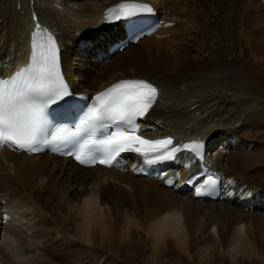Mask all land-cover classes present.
Here are the masks:
<instances>
[{"label": "bare ground", "instance_id": "bare-ground-1", "mask_svg": "<svg viewBox=\"0 0 264 264\" xmlns=\"http://www.w3.org/2000/svg\"><path fill=\"white\" fill-rule=\"evenodd\" d=\"M63 1L64 11L54 8L38 13L29 4L11 9L8 0H0V75L7 78L27 62L33 24L41 22L56 31L52 30L59 39L64 79L68 84L74 80L80 83L77 90L71 88L74 92L92 94L124 78L151 81L158 86V97L146 117L139 119V134L150 138L172 135L174 144L201 140L202 158L195 159L192 153L182 150L178 153L180 159L171 164L170 161L158 162L159 166L151 168L146 176L139 170L150 164L125 154L122 158L128 156L126 166L134 172L130 176L116 171L121 157L111 168L98 165L86 168L52 154L27 155L13 146L0 147V155L5 151V157H0V264H121V261L126 264H264L263 213L247 215L248 210H241L237 221L234 220L223 235L216 232L214 226L206 231L205 224L201 226L205 230L198 233L195 230L198 223L194 225L200 215L211 224L226 210L229 213L236 209L222 203L227 199L229 204L233 203L228 194L238 190L243 182L249 184L241 173L246 166L242 161L252 155L249 150L253 146L254 129L261 127L259 119L263 121L260 111L241 108L254 101L259 105L261 101L244 98L239 100V108L234 103L228 108L230 100L222 91L207 89L205 96L199 99L200 94L194 95L197 92L194 87L188 86L186 91L182 88L192 79L200 86L205 83L203 79L220 84L218 79L226 76L223 70L229 69L222 66L214 67L219 74L212 76L211 71L196 80V75L176 73L171 67L164 72L149 70V59L144 56L156 47L161 50L164 43L158 41L157 36L174 29L165 28L167 17L162 14L161 0H136L152 3L154 14L160 10L161 25L120 53L111 54L110 58L107 45L123 34V28L119 23L103 21L102 14L108 6L124 0H93V6L84 3L76 8L69 5L80 0ZM233 1L240 4L250 0ZM170 12L177 13L174 6ZM70 13L79 15L76 24H83L84 29L80 28L82 31L77 36L75 33L80 29L67 22L68 17L74 16ZM170 19L175 23V17ZM87 27L89 30H85ZM86 38L93 46L105 50L104 56L109 58L105 63L102 60L99 65L93 59V46L87 51L90 58H80L76 51ZM172 38L166 40L180 42V38ZM212 39L210 36L205 45L207 55L213 53L209 46ZM154 40L155 48L151 46ZM143 41L149 44L146 50L136 49ZM232 44L240 53L237 40ZM130 51L132 56H122ZM138 61L146 64L142 71L114 69L124 63L133 67L131 65ZM177 63L180 65L179 60ZM168 91L173 92L169 95L170 103H166ZM231 131H236L237 135L232 136ZM258 149L254 151L260 156ZM201 166L220 178L217 200L194 196V186L203 182L197 175ZM167 176L178 180L177 189L165 183ZM175 190L177 193L173 192ZM235 193L246 205L248 202L249 207L253 204L264 210L260 198ZM235 206L245 207L239 203Z\"/></svg>", "mask_w": 264, "mask_h": 264}, {"label": "rangeland", "instance_id": "rangeland-1", "mask_svg": "<svg viewBox=\"0 0 264 264\" xmlns=\"http://www.w3.org/2000/svg\"><path fill=\"white\" fill-rule=\"evenodd\" d=\"M8 1L11 9H14L15 7L19 8L21 7V4H29V6L38 13H44L46 9L54 10V8L58 9L59 11H64L66 8V6L61 4V2H64L63 0L61 2L60 0ZM235 1L241 2L242 0ZM159 2L162 8V14L167 17L165 27L166 30H169V28L170 30L172 28L174 29L172 32L170 31L167 33L166 31L162 33L161 36H157L156 39L164 43V46L161 48V50L160 48L156 47L157 51L153 49V51L144 56L149 59V70L156 69L158 71L164 72L168 67H171L176 71V73H188L196 75V78L194 79L196 80L203 79V75L211 71L212 72L210 74L212 76L219 74L218 71L214 70V67L222 66L229 69L223 70L226 73V76L221 77L220 80L218 79L217 82H220V84L214 82L208 83V81H205L206 79H203L205 83H202L200 86L198 84H194L198 81H193L192 79L191 82L186 83V85L182 88L186 91L188 86L194 87L193 89L197 91L194 93V95L198 96L200 94V96H198L199 99L205 96V91L207 89H214L216 92L222 91V93L225 94L226 99L229 98L230 100L226 105L228 108L233 106V103L239 108V100H243L244 98H253L261 101V104L259 105L254 101L250 105H247V107L244 106L241 108L244 111H248V109L251 111H260V118H262L263 121L259 119V123H262L261 127H255L254 129L252 139L253 146L249 150V152H252V155H247V158L245 157L243 160L244 162L242 161V164H245L246 166L244 165L245 168L241 170V173L244 176V179H248L247 181L249 184L243 182L238 190H232L228 194V196L231 195L229 197L233 203L229 204L228 199L224 200L222 203V206H230V209H236L229 210V213L228 210H226L223 214L215 217L211 224L206 222L205 216L200 215L198 216L199 219L197 218V221L194 224L196 225L198 223L197 229H195L198 233L205 230V228H201V226L205 224L206 231L212 229L214 226L216 232H219L223 235L228 230L230 224L237 221V218L239 215H241L239 213H242L241 210H248L249 212L246 213L247 215H254L256 213L264 214L263 209L255 208L253 207V204L252 207H249V203L247 202L246 205L242 198L235 193L239 191L243 194H251L254 197L260 198L261 201L264 202V0L243 1V3L240 4L234 3L233 0H212L211 2L206 0H161ZM84 3H88L91 6L95 5L93 0H80V2H73V4H70L69 7L76 8L78 7V4ZM173 6L175 7L177 13L170 12L173 10ZM199 6H201V8ZM71 14L74 16L70 17V19L68 17V21L67 19L66 21L68 23H72L73 26L79 29H84L82 27V23H75L77 17L79 18V15L70 13V15ZM157 14L158 17L161 16L160 10ZM37 17H39L38 14ZM172 17L176 18L175 23L170 19ZM39 18L40 20L42 19L41 17ZM78 21L81 22V20ZM81 29L76 31L75 36L80 34V31H82ZM85 30H89V27L85 28ZM172 34L175 35L173 38L169 36ZM210 36L213 39L209 46L211 47V51H213V53L211 55H207L208 51L205 50V48H208V46L205 47V45H207L208 38ZM170 38H180V42L171 43V41L166 40ZM203 39H205V41H202ZM236 40L240 45V53L232 44ZM151 43V46L155 48V40ZM92 46L93 45L90 40L86 38L85 42L79 47L80 50L79 48H76V50H79L76 52L79 53L80 58H83V56L86 57V59L90 58L91 55H89L87 51ZM148 46V42L143 41L136 49L142 51L146 50ZM98 48L99 47L96 45L91 49L93 59L100 65L102 64V60L103 63H105L111 57V55L108 56L109 58L107 56L102 57L104 56L105 50ZM121 51L116 52V54L120 53ZM131 52L132 51L125 53L122 56L124 58H128L133 55ZM72 56L75 55L73 54ZM177 60L180 61V65H178ZM114 62H117V59ZM163 63H165L166 66ZM131 66L133 67H129L125 63L123 66L122 64H118L114 67V69H138V71H142L145 69L144 67L146 64H141L138 61ZM199 68L200 70H198ZM196 71L198 73H196ZM71 83L75 90L79 88L80 83L76 84L75 80L73 82L71 81ZM230 85H232V88L229 87ZM172 93L173 92L168 91L166 103L171 102L172 98H169V95H173ZM204 118H206V116H203V119ZM235 134L237 135L236 131H231L232 136H235ZM257 148H259V152L261 150L260 156H257V151H254V149ZM2 156L5 157V151L4 154L2 153L0 155V157ZM120 161V166L118 165L116 171L120 173L124 172L125 174L132 176L134 173L131 172L132 168H127L126 166V163L128 162V156L122 158ZM108 182H110V179ZM253 184H257L258 187L252 186ZM249 185L252 187H248ZM173 192L177 193V190ZM234 202L246 206H235ZM141 207L142 204L139 205V208ZM201 229L203 230L200 231ZM146 246H148V242L145 243V247ZM121 264H126V262L121 261Z\"/></svg>", "mask_w": 264, "mask_h": 264}, {"label": "snow or ice", "instance_id": "snow-or-ice-1", "mask_svg": "<svg viewBox=\"0 0 264 264\" xmlns=\"http://www.w3.org/2000/svg\"><path fill=\"white\" fill-rule=\"evenodd\" d=\"M143 11L151 13L153 9L147 4H120L107 10L105 22L132 24L134 17ZM108 12L116 19L108 20ZM36 35L33 32L27 62L7 78L0 75V146L37 151L40 143H58L74 149L65 154L74 156L81 164L88 163L89 159L95 162L92 151L99 150L105 157L99 163L106 166H112L122 153L129 152L143 157L147 163L178 160L182 150L201 155L199 141L174 144L170 137L146 139L137 134L138 119L146 117L158 96V89L145 79L118 81L90 98L93 104L85 112L73 99L60 72L55 38L49 35L38 52ZM53 105L56 109L66 108L74 114L73 119L79 117L78 122L70 127H51L47 112ZM81 112L84 114L80 115ZM98 132L101 138L96 139ZM150 156L153 159H148ZM214 184V177L209 176L204 187ZM196 194H201V188H196Z\"/></svg>", "mask_w": 264, "mask_h": 264}]
</instances>
